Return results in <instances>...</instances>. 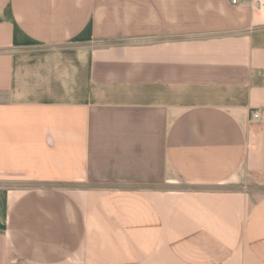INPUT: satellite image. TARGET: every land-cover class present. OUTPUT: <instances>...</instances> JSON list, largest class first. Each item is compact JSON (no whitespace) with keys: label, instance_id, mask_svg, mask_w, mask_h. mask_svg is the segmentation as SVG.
Here are the masks:
<instances>
[{"label":"crops","instance_id":"obj_1","mask_svg":"<svg viewBox=\"0 0 264 264\" xmlns=\"http://www.w3.org/2000/svg\"><path fill=\"white\" fill-rule=\"evenodd\" d=\"M0 264H264V0H0Z\"/></svg>","mask_w":264,"mask_h":264},{"label":"built area","instance_id":"obj_2","mask_svg":"<svg viewBox=\"0 0 264 264\" xmlns=\"http://www.w3.org/2000/svg\"><path fill=\"white\" fill-rule=\"evenodd\" d=\"M237 0H231V4H236ZM260 119L259 113L254 111L249 116V122L250 123H258Z\"/></svg>","mask_w":264,"mask_h":264}]
</instances>
